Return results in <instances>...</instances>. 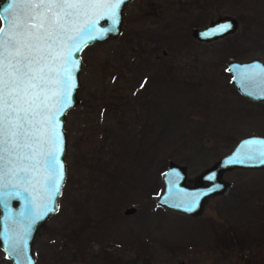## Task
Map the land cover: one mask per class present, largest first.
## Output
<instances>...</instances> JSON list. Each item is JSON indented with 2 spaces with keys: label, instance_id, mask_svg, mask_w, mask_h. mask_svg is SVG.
I'll return each mask as SVG.
<instances>
[{
  "label": "rangeland",
  "instance_id": "1",
  "mask_svg": "<svg viewBox=\"0 0 264 264\" xmlns=\"http://www.w3.org/2000/svg\"><path fill=\"white\" fill-rule=\"evenodd\" d=\"M224 16L235 32L192 37ZM81 58L66 178L33 240L36 263L264 264V168L223 173L229 187L199 216L155 202L170 161L192 185L238 139L264 136V101L240 95L228 71L264 63V0H130L120 34ZM0 264H11L1 249Z\"/></svg>",
  "mask_w": 264,
  "mask_h": 264
},
{
  "label": "snow or ice",
  "instance_id": "2",
  "mask_svg": "<svg viewBox=\"0 0 264 264\" xmlns=\"http://www.w3.org/2000/svg\"><path fill=\"white\" fill-rule=\"evenodd\" d=\"M122 2L13 0L4 8L7 27L0 28V191L5 197L28 194L33 206L43 199L44 211L37 218L52 210L48 203L59 194L64 178L58 118L70 106L76 87L78 61L72 59L73 49L96 38L92 32L101 19L110 18L114 25ZM230 27L222 25L210 34ZM260 71L264 73V69ZM258 155L264 157V147ZM30 189L42 195L32 196ZM19 243L12 245L14 253Z\"/></svg>",
  "mask_w": 264,
  "mask_h": 264
},
{
  "label": "water",
  "instance_id": "3",
  "mask_svg": "<svg viewBox=\"0 0 264 264\" xmlns=\"http://www.w3.org/2000/svg\"><path fill=\"white\" fill-rule=\"evenodd\" d=\"M129 1L123 0L120 4L117 10V22L114 25L110 18L101 19L96 25L97 31L92 32V35L96 36V38L87 40L86 43L81 45L79 50L73 49L72 59L78 61V67L74 71L76 87L72 92L70 106L58 118L60 131L63 136V151L60 155V161L64 165V178L59 194L54 198V201L48 203V207L52 210L37 218L44 211L43 205L45 201L43 199H37L35 202L37 206H33L29 202L31 196L28 194H21L18 197H5L3 191H0V249L11 264H37L32 250L33 240L45 221L58 210V199L66 178L64 158L67 151V136L64 129V120L67 112L78 103L79 72L82 67L81 53L89 45L103 42L120 34L123 9ZM12 2L13 0H4L0 3L1 28L7 27L5 19L7 14L4 12V8ZM225 24L231 25L227 31L210 34L215 28ZM237 27L238 23L235 18L224 16L204 27L193 28L191 35L198 41L210 42L235 32ZM97 32H103L104 34L97 35ZM261 69H264V63L256 58L245 62L232 60L228 63V71L231 74L233 86L240 95L255 102L264 101V73L260 71ZM261 142H264V136L256 134H250L238 139L229 152L222 155L210 166L204 168L196 176L192 185L187 183V167L170 161L162 174L163 188L156 198V204L183 215L199 216L209 198L223 194L229 187V183L223 179V173L237 168H264V157L258 155V151L264 147ZM249 156L252 158L249 159ZM209 176H214L215 178L210 180ZM30 192L32 196L42 195L37 190L30 189ZM134 212V207L124 210L126 215ZM16 241H20V243L17 252L14 253L12 245Z\"/></svg>",
  "mask_w": 264,
  "mask_h": 264
},
{
  "label": "flooded vegetation",
  "instance_id": "4",
  "mask_svg": "<svg viewBox=\"0 0 264 264\" xmlns=\"http://www.w3.org/2000/svg\"><path fill=\"white\" fill-rule=\"evenodd\" d=\"M4 0H0V3H2ZM2 26V22H1V19H0V28Z\"/></svg>",
  "mask_w": 264,
  "mask_h": 264
}]
</instances>
